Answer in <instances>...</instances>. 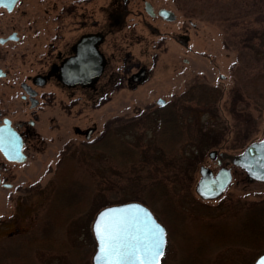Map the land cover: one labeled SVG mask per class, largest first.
<instances>
[{
	"label": "rangeland",
	"instance_id": "374dc122",
	"mask_svg": "<svg viewBox=\"0 0 264 264\" xmlns=\"http://www.w3.org/2000/svg\"><path fill=\"white\" fill-rule=\"evenodd\" d=\"M145 1L172 10L176 20H154L144 0H131L125 28L111 35L112 57L97 86L104 89L81 91L79 106L60 117L58 127L40 129L43 142L25 163L0 156L13 184L0 188V255L24 256L26 264H93L97 213L144 203L160 182L184 216L174 219L165 208L154 212L168 234L162 264H254L264 253L211 243L204 231L208 224H234L264 202V179L231 164L233 182L221 195L204 199L196 188L202 166L218 169L212 152L233 157L264 139V0ZM10 45L1 47L3 54L12 53ZM137 64L147 78L129 85L120 69ZM165 114L176 119L177 136L163 129ZM76 127L95 128L92 144ZM107 131V144L98 142ZM66 174V193L58 197ZM66 199L81 201L84 212L64 224L55 208ZM42 238L51 240L48 248L35 242Z\"/></svg>",
	"mask_w": 264,
	"mask_h": 264
},
{
	"label": "flooded vegetation",
	"instance_id": "af4514ba",
	"mask_svg": "<svg viewBox=\"0 0 264 264\" xmlns=\"http://www.w3.org/2000/svg\"><path fill=\"white\" fill-rule=\"evenodd\" d=\"M130 4L131 0H104L100 6L97 0L0 2V127L12 129L27 160L30 150L37 149L43 142L40 129L58 127L60 117L79 106L81 91L93 95L104 89L98 90L97 86L112 57L111 35L125 28ZM160 10L144 0L146 15L166 21L159 14ZM149 29L157 32L150 25ZM180 42L187 46L183 39ZM7 45L12 50L9 55L1 51V47ZM18 47L24 51L20 52ZM15 63L22 67L17 69ZM10 64L12 67L8 68ZM120 70L128 75L129 85L147 78L146 69L139 64L123 66ZM3 80L6 81L4 86ZM157 103L165 108V103L160 100ZM164 117L163 129L171 128L177 136L176 119L173 123L167 114ZM76 133L92 144L95 128L82 131L76 127ZM110 147L114 149L111 141ZM243 154L226 157L214 151L210 157L217 161V171L204 168L216 176L222 169L231 170L230 165H236L235 158ZM0 156L10 164H19L7 160L1 150ZM243 161L245 163L246 158ZM3 167L5 169V164L0 163V188L10 190L13 184L4 176ZM240 168L247 173L243 166Z\"/></svg>",
	"mask_w": 264,
	"mask_h": 264
},
{
	"label": "trees",
	"instance_id": "16d2710c",
	"mask_svg": "<svg viewBox=\"0 0 264 264\" xmlns=\"http://www.w3.org/2000/svg\"><path fill=\"white\" fill-rule=\"evenodd\" d=\"M106 135H108V131L105 132L104 136H102L101 140L98 142H106ZM121 151L122 152L120 153L122 155L123 151L125 152V150ZM123 158L128 160L130 157L126 156ZM67 176L69 177L68 174H66L64 177L60 176V188L57 192L58 197L63 196L64 198L67 186H63V184L65 183ZM165 186L166 185L161 182L153 186V188L145 194L144 203L147 204L154 212L160 210L161 208H165V211L169 212L172 218L183 220L184 216L179 212V209H176L175 205L173 204L171 194ZM62 202L63 201L61 200L57 201L58 204L55 208V211L59 214V216L65 218L66 221L64 220V224L68 222L70 223L76 218L78 214H82L84 212L83 210L79 211L80 209H84V204H82V202L79 200L73 199V201H69L66 199L65 204ZM233 223L234 224H208L206 228L204 227V231L206 235L210 237L211 243L217 245H243L246 248L250 247L257 252H264V202L244 212L239 216V219ZM64 224H59L57 222L52 223L54 226H64ZM37 241H42V245L45 244L46 248H48L50 246L51 240L42 238L41 240H35V242ZM12 259L13 258L10 255H0V264H4L5 262H9L11 264H15V262L26 264L24 256L17 257L15 260Z\"/></svg>",
	"mask_w": 264,
	"mask_h": 264
},
{
	"label": "snow or ice",
	"instance_id": "6c2138e0",
	"mask_svg": "<svg viewBox=\"0 0 264 264\" xmlns=\"http://www.w3.org/2000/svg\"><path fill=\"white\" fill-rule=\"evenodd\" d=\"M100 220L97 224L98 264H160L166 231L149 214L141 216L109 209ZM260 264H264V257Z\"/></svg>",
	"mask_w": 264,
	"mask_h": 264
},
{
	"label": "water",
	"instance_id": "95a60500",
	"mask_svg": "<svg viewBox=\"0 0 264 264\" xmlns=\"http://www.w3.org/2000/svg\"><path fill=\"white\" fill-rule=\"evenodd\" d=\"M159 14L167 21L176 20L175 13L170 10L162 9L160 10ZM160 102H162V104L165 103L162 99H160ZM0 130H2V132H0V150L4 153L7 160L18 163L25 162L27 160V157L21 152V143L18 141V137L16 138L12 133V129H9L7 127H0ZM244 157L246 158L245 163L243 161V159H245ZM240 159L243 162L240 161ZM234 162L238 166H243L247 170L249 177L257 180L264 179V140L249 146L243 155L235 158ZM201 174L202 179L197 185V192L204 199H212L218 197L227 189L232 181V172L229 169H222L216 176H214L211 170L202 167ZM7 186L10 187L11 185ZM109 209H118L127 214L138 213L141 216L147 213L156 223L162 225L156 219L154 213L150 210V208L141 202H127L103 208L97 213L92 224V232L97 242V249L92 258L93 264H98L97 257L100 255V240L97 234V224L101 223V215ZM166 245L167 235L166 243L164 245V254ZM163 256L160 257V264L162 262ZM262 257H264V254L259 256L254 264H260Z\"/></svg>",
	"mask_w": 264,
	"mask_h": 264
}]
</instances>
